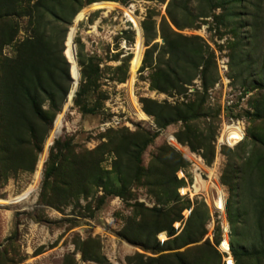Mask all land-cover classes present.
I'll return each instance as SVG.
<instances>
[{
	"label": "trees",
	"instance_id": "16d2710c",
	"mask_svg": "<svg viewBox=\"0 0 264 264\" xmlns=\"http://www.w3.org/2000/svg\"><path fill=\"white\" fill-rule=\"evenodd\" d=\"M96 1L0 0V182L5 183L20 172H34L43 143L73 84L70 64L63 53L66 34L79 11ZM243 2L254 6L250 37L257 42L263 23L259 3L254 0H168L159 23L152 19L142 23L146 45L150 46L145 51L141 71L149 67L150 88L182 94L187 91L186 85L200 74L203 90L196 91L192 100L175 104L141 98V109L154 118L160 129L180 122L181 128L175 133L177 141L192 150L204 148L208 162L214 155L211 143L214 129L209 126V133L199 131L193 122L209 114L206 98L208 88L217 79L216 62L202 38L183 35L180 31L197 27L212 15L216 24L228 26V19L236 15L233 7ZM191 3H195V11ZM218 8L221 13L216 15L214 11ZM21 19L26 21L23 37L19 34ZM157 35L162 45L152 43ZM77 44L81 76L73 103L83 115H94L106 99L101 90L103 72L97 56H87L82 42L78 40ZM238 54L232 57L234 67ZM127 66L125 61L115 68L112 79L124 82ZM211 70L214 76L209 78ZM260 104L264 114V101ZM103 137L106 141L96 149L80 152L74 151L71 138L54 142L44 164L40 203L63 209L78 202L80 196H92L94 201L87 206L93 217L108 198L120 196L132 207V215L118 235L145 252L160 254L145 261L144 254L136 253L128 257L129 264H220L222 255L216 248L222 242L220 226H216L213 240L203 241L209 217L203 202L191 210L179 232L173 226L183 219L182 211L190 207V201H183L177 192L184 181L177 178L176 172L187 164L182 154L163 144L145 166L143 154L155 139V133L142 128L135 131L121 128L110 130ZM252 138L259 141L255 134ZM105 154L112 155L110 168L102 164ZM249 156L240 169L229 160L222 178L236 192L235 198L227 203L229 246L234 264H264V155ZM236 173H243V177L234 188L228 177ZM138 187L147 188L155 200L153 207L139 201L128 202L135 198L133 188ZM100 188L103 194L96 195ZM164 231L168 238L160 242L157 235ZM90 241H82L76 247L81 258L108 264L98 247L95 255L90 253ZM14 242L0 249V264H24ZM182 248L185 250L180 251ZM62 264H77L75 254H65Z\"/></svg>",
	"mask_w": 264,
	"mask_h": 264
},
{
	"label": "rangeland",
	"instance_id": "374dc122",
	"mask_svg": "<svg viewBox=\"0 0 264 264\" xmlns=\"http://www.w3.org/2000/svg\"><path fill=\"white\" fill-rule=\"evenodd\" d=\"M167 1L130 0L125 3L119 0L105 1L114 3V8L108 12L105 9L91 10L76 24L77 32L72 39V45L75 47L73 52L70 50L68 35L73 28L74 20L69 27L63 43V53L70 64L69 70L73 84L62 111L55 117L48 132L34 172H20L10 177L5 183L0 182V249L14 240L13 245L24 257V264H62L67 253L75 254L77 264H98L94 258L82 259L81 251L76 249L78 244L85 240H91L88 246L90 253L95 255L98 247V252L108 264H129L128 257L136 253L144 254L145 261L149 256L160 255L145 252L118 235L127 218L132 215V207L128 206L127 201L120 196L108 198L93 217L90 216L87 206L88 202L94 201L95 197L92 196L88 198L80 196L78 202H73L63 209L40 203L44 163L57 139L71 138L75 152L94 150L106 141L104 134L121 128L130 131L142 128L156 134L155 139L143 154L145 166L163 144L172 146L182 154L187 164L176 172L177 178L184 181L177 192L183 201H190V207L182 211L183 219L175 222L173 226L179 232L191 210L203 202L209 215L206 221L207 234L203 241L207 238L213 240L214 230L219 225L222 242L216 248L222 255L220 264H234L229 246L231 228L227 219V203L231 198H235L236 192L235 189L232 191L222 178L229 160L236 169H240L248 155L253 154L256 158L264 155L262 142L264 141V114L260 108L262 107L260 103L264 101V0H254V3H259V14L263 23L257 42L250 37L252 34L251 12L254 11V6L247 2L233 7L236 15L228 19V26L216 24L212 15L205 18L206 21L199 26L180 31L183 35L202 38L209 46V50L213 52L216 62L217 79L208 88L206 98V106L210 109L209 114L193 122L194 127L199 131L209 133L211 131L208 129L209 126L214 129V138L211 142L214 155L211 162H208L204 156V148L192 150L188 145L177 141L175 133L181 128L180 122L160 129L153 117L145 114V118L140 119L136 115L137 111H142L141 98L175 104L192 100L196 91L203 90L202 78L199 74L191 84L186 85L187 91L182 94L158 92L150 88L149 67L141 71L145 51L150 46L146 45L142 23L149 19L159 23L165 15ZM195 6V3L190 4L194 11ZM126 10L132 11L138 18L144 39L142 61L134 79H131L130 63L136 33L125 14ZM214 12L218 15L221 10L218 8ZM25 25L26 21L21 19L20 37L25 34ZM233 29H236L235 33L232 32ZM78 40L84 46V54L97 56L99 67L103 72L101 90L104 91L106 99L100 111L94 115H83L73 103L74 89L76 85L78 86L81 76L77 58ZM123 41H125V47ZM155 42L159 45L163 44L159 35L152 41V43ZM5 51H8V48ZM236 53H239V56H236L237 65L234 67L232 57ZM125 61L128 64L126 80L118 82L112 79L114 69ZM221 61H224L227 66V71L224 73L220 71ZM208 76L209 78L214 76L212 70ZM258 85L261 86L257 87ZM257 114L260 116L257 117ZM236 124L243 128V138L241 139V131L229 140V143L225 138L224 142L220 143L219 139L223 132L227 133L226 129L224 131V126H236ZM253 134L259 138V141L252 138ZM41 158L42 165L37 175ZM111 162L112 155L105 154L103 166L110 168ZM213 165H216L217 169L214 184L208 178V172ZM238 176L241 177L238 178ZM242 177L243 173L241 175L236 173L227 180L236 188L238 183L240 185ZM29 187L33 189L27 199L18 203L11 202L10 199L19 196ZM220 190L224 194L223 209H220L216 203ZM133 192H135V198L129 199L128 202L139 201L148 207L155 205V200L147 192V188H133ZM239 192L241 193V190ZM101 194H103L102 188L96 195ZM95 205L96 203L92 204L91 208L94 209ZM242 225L241 223L240 226ZM161 233L164 235L161 236ZM161 233L157 235V239L163 242L168 236L165 231ZM184 250L185 248L180 249V251ZM227 259L228 262H226Z\"/></svg>",
	"mask_w": 264,
	"mask_h": 264
},
{
	"label": "bare ground",
	"instance_id": "6f19581e",
	"mask_svg": "<svg viewBox=\"0 0 264 264\" xmlns=\"http://www.w3.org/2000/svg\"><path fill=\"white\" fill-rule=\"evenodd\" d=\"M113 8H114V3H112V2H105V1L94 2V3L90 4L86 9L80 11L75 16L73 28L70 30L69 35H68V42L70 44V50L72 52L75 50V47L72 45V39H73L75 33L77 32V25L76 24L84 17V15L87 14L88 12H90L91 10L105 9L108 12ZM125 14L129 18V20H131L134 23V27H135V31H136V42H135V45L133 48V52H132L133 57H132L131 63H130L131 79H134V75L137 72V70L141 64V61H142V56H143V51H144V39H143V33H142V28L140 26V22H139L138 18L135 16V14H133L130 10H126ZM135 111H137V110H135ZM136 115L140 119H144L146 116L145 113L141 110L137 111ZM233 126L234 125H231V126L226 128L229 130L226 134V137H227L226 140L227 141L231 140L233 137H235L237 134H239L242 131V128L240 125H237L234 128H233ZM41 163H42V158L40 159V161L38 163L37 175L39 174V168H40V165H42ZM216 176H217L216 165H213L211 170L208 172V178L212 184H214V179L216 178ZM32 189H33L32 187L27 188V190L24 191L19 196L10 199L11 202L12 203H18L24 199H27V197L29 196ZM216 203L220 207V209H223L224 194L221 190L219 191V196H218V199L216 200ZM163 235H164V233H161V236H163Z\"/></svg>",
	"mask_w": 264,
	"mask_h": 264
},
{
	"label": "built area",
	"instance_id": "2783aa9c",
	"mask_svg": "<svg viewBox=\"0 0 264 264\" xmlns=\"http://www.w3.org/2000/svg\"><path fill=\"white\" fill-rule=\"evenodd\" d=\"M132 12V11H131ZM133 13V12H132ZM134 14V13H133ZM131 23H132V26H133V30L135 31V27H134V23L131 21V20H129ZM135 33H136V31H135ZM123 46L125 47V41H123ZM219 67H220V71H221V73H224L225 71H227V66H226V64H225V62L224 61H221V63H220V65H219ZM198 83V82H197ZM237 125H239V124H236V126ZM235 127V125L233 126V128ZM227 128V126L225 127L224 126V131H225V129ZM242 128V127H241ZM227 130V132L229 131L228 129H226ZM227 134V133H226ZM226 134H222L221 135V138L219 139V142L220 143H223L224 142V138H225V140H226ZM243 138V128H242V132H241V139ZM240 139V140H241ZM239 140V141H240ZM226 142L227 143H229L227 140H226ZM238 143V142H237ZM231 144V143H230ZM234 144H236V143H234Z\"/></svg>",
	"mask_w": 264,
	"mask_h": 264
},
{
	"label": "water",
	"instance_id": "95a60500",
	"mask_svg": "<svg viewBox=\"0 0 264 264\" xmlns=\"http://www.w3.org/2000/svg\"><path fill=\"white\" fill-rule=\"evenodd\" d=\"M68 62H69V61H68ZM76 89H77V85H76V87H75V89H74V95H75ZM226 262H228V259L226 260Z\"/></svg>",
	"mask_w": 264,
	"mask_h": 264
}]
</instances>
